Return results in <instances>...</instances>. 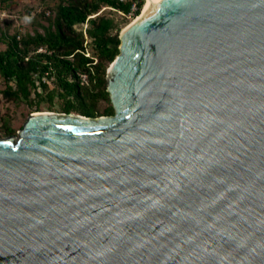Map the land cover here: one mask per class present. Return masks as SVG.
I'll use <instances>...</instances> for the list:
<instances>
[{"label":"water","instance_id":"obj_1","mask_svg":"<svg viewBox=\"0 0 264 264\" xmlns=\"http://www.w3.org/2000/svg\"><path fill=\"white\" fill-rule=\"evenodd\" d=\"M114 114L0 137V264H264V0H158L120 33Z\"/></svg>","mask_w":264,"mask_h":264},{"label":"trees","instance_id":"obj_2","mask_svg":"<svg viewBox=\"0 0 264 264\" xmlns=\"http://www.w3.org/2000/svg\"><path fill=\"white\" fill-rule=\"evenodd\" d=\"M134 1L60 0L53 18L43 15L48 23L40 25L42 32L6 35V49L0 51V94L6 101L36 107L34 112H40L46 91L50 103L62 101L63 113L113 115L107 70L120 53V33L128 18L141 13L144 0L130 17ZM114 14L125 20L117 21ZM102 101L109 104L103 112ZM2 121L0 137L15 135L11 124Z\"/></svg>","mask_w":264,"mask_h":264},{"label":"rangeland","instance_id":"obj_3","mask_svg":"<svg viewBox=\"0 0 264 264\" xmlns=\"http://www.w3.org/2000/svg\"><path fill=\"white\" fill-rule=\"evenodd\" d=\"M60 0H0V51L6 49L4 39L6 35H13L16 32L25 34L34 33L35 30L42 32L40 25H47L46 18L55 16V7ZM146 0H144L145 6ZM141 10V13H142ZM140 13V14H141ZM46 18H44V16ZM117 21H124L123 16L114 14ZM136 18L129 19V24ZM127 21V20H126ZM4 89V84L0 79V91ZM44 102L41 104V112H59L62 113V101L55 100L49 102L48 92L42 93ZM53 104L51 107L50 105ZM109 104L105 101L99 103V110L103 112ZM36 110V107L30 108L25 102H9L0 94V125L2 120L8 121L15 130V135L23 127L28 116Z\"/></svg>","mask_w":264,"mask_h":264},{"label":"built area","instance_id":"obj_4","mask_svg":"<svg viewBox=\"0 0 264 264\" xmlns=\"http://www.w3.org/2000/svg\"><path fill=\"white\" fill-rule=\"evenodd\" d=\"M124 1V0H123ZM142 0H135L134 3H133V6H132V12H131V15L130 17H133L135 12L138 11V4L141 2ZM142 10V9H141ZM89 54H87L88 56ZM83 79L85 80L86 79V76L84 75L83 76Z\"/></svg>","mask_w":264,"mask_h":264},{"label":"bare ground","instance_id":"obj_5","mask_svg":"<svg viewBox=\"0 0 264 264\" xmlns=\"http://www.w3.org/2000/svg\"><path fill=\"white\" fill-rule=\"evenodd\" d=\"M152 1H158V0H146L145 6H144V8H143L141 14H143L144 10L150 5V3H151ZM141 14H140L138 17H136L135 20H137L138 18H140Z\"/></svg>","mask_w":264,"mask_h":264}]
</instances>
